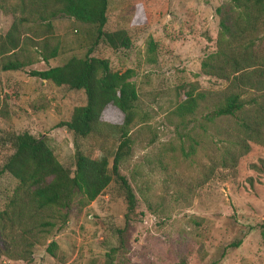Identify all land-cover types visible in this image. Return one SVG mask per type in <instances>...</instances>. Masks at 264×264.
<instances>
[{"label":"rangeland","instance_id":"374dc122","mask_svg":"<svg viewBox=\"0 0 264 264\" xmlns=\"http://www.w3.org/2000/svg\"><path fill=\"white\" fill-rule=\"evenodd\" d=\"M17 0H0V36L8 30ZM225 0H107L104 30L125 29L129 46L110 47L96 39V26L71 17L51 20L58 35L55 57L35 59L17 70L0 69V168L12 151L5 138L28 131L43 137L57 160L73 169L72 134L59 122L85 103L82 89H70L31 75L84 55L106 59L112 71L133 69L137 99L130 125L129 155L118 171L130 184L135 206L124 226L122 190L115 179L80 211L71 210L58 229L32 247L31 258L0 254V264H102L117 246L116 228H124L114 264H264V149L249 142L234 167L215 164L216 135L196 129L189 140L174 130L169 112L182 101L184 89H220L224 82L200 73L203 55L215 49L218 16ZM264 50V23L259 28ZM18 54L35 57L24 45ZM24 56V57H25ZM209 100L199 103L196 116ZM98 132L81 139L86 152L114 151L122 114L112 105L103 112ZM198 141L192 154L188 142ZM193 144V143H192ZM110 162V159H109ZM110 170V164L107 165ZM16 179L0 170V209ZM55 242L54 254L44 249Z\"/></svg>","mask_w":264,"mask_h":264},{"label":"trees","instance_id":"16d2710c","mask_svg":"<svg viewBox=\"0 0 264 264\" xmlns=\"http://www.w3.org/2000/svg\"><path fill=\"white\" fill-rule=\"evenodd\" d=\"M107 0H17L11 9L12 21L0 36V69L17 70L35 59L47 62L56 56L58 35L51 20L56 16L71 17L96 27V39L110 47L129 46L125 29L104 30ZM218 31L215 49L203 55L201 74L224 82L220 89H198L188 84L183 99L169 112L176 118L174 130L189 140L196 129L217 136L219 154L213 160L222 167H234L249 149V142L264 149V50L259 28L264 23V0H225L215 8ZM24 45L34 48L35 57L18 54ZM25 56V57H24ZM31 75L70 89H82L85 103L75 106L69 118L59 122L72 134L73 169L63 166L43 137L28 131L10 133L5 142L12 151L0 170L16 179L12 192L0 209V254L10 258H31L32 247L58 229L71 210L92 201L113 178L119 184L125 202L124 226L135 206L134 192L118 171L120 162L130 153L137 92L131 80L133 69L112 71L106 59L84 55L71 56L60 65L32 70ZM208 98V110L196 116L199 103ZM114 106L122 114L119 137L110 156L101 151L84 152L81 139L98 132L104 110ZM193 143V144H192ZM198 141L188 142L183 154H192ZM110 159V162H109ZM108 163L110 170H108ZM125 227L116 228L119 240L105 253L102 264H114ZM45 251L55 256V242L49 240Z\"/></svg>","mask_w":264,"mask_h":264}]
</instances>
